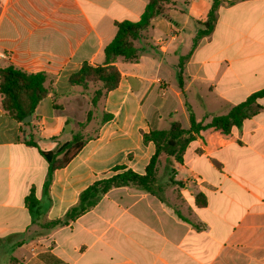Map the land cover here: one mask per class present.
I'll return each instance as SVG.
<instances>
[{
  "label": "crops",
  "instance_id": "1",
  "mask_svg": "<svg viewBox=\"0 0 264 264\" xmlns=\"http://www.w3.org/2000/svg\"><path fill=\"white\" fill-rule=\"evenodd\" d=\"M172 1L152 21L139 59L116 61L119 85L99 104L112 119L87 127L94 137L55 171L48 201L40 151L70 141L91 109V90L69 78L83 63L104 65L116 23L138 21L148 0H0V69L54 78L27 124L2 108L0 94V264H264V98L231 133L201 131L174 165L179 185L166 186L163 199L113 188L74 222L41 226L63 218L114 167L145 174L155 145L144 135L152 129L173 122L189 129L190 110L209 123L264 89V0L221 5L212 33L194 49L214 0ZM31 136L37 147L27 144ZM32 190L42 202L36 223L25 203Z\"/></svg>",
  "mask_w": 264,
  "mask_h": 264
},
{
  "label": "trees",
  "instance_id": "2",
  "mask_svg": "<svg viewBox=\"0 0 264 264\" xmlns=\"http://www.w3.org/2000/svg\"><path fill=\"white\" fill-rule=\"evenodd\" d=\"M239 0H214L207 19L201 24L205 27L199 30L195 37L193 49L199 41L212 33L217 22V12L221 5H232ZM172 0H148L144 13L138 21L117 22V32L114 39L105 47V64L94 66L83 63L70 78L71 86H80L91 90V109L85 122L80 124L79 129L73 132L72 139L68 142H60L53 151H40L48 162V173L44 184V197L50 198V186L56 170L68 165L81 151L84 145L94 137V134L86 133L85 130L91 123H96L97 129L105 122L112 119V115L99 111L101 100L111 91L116 89L121 79V73L115 65L119 58L124 60H138L146 50L147 35L152 26V21L165 13L167 5ZM141 42L142 47L136 45ZM189 56L180 60V71L178 74L179 86L184 88L183 65ZM54 78L46 72L30 73L14 65H8L0 69V94L1 106L13 119L24 123L27 116H34L39 103L47 97L52 90ZM49 83V86L46 84ZM264 98V89L253 93L248 99L233 106L227 114L213 116L209 123L198 121L190 110L189 129H185L178 122H173L166 130L152 129L144 135V142H152L155 145L145 174H139L125 166H116L112 169L113 174L101 180L95 181L81 194L78 203L71 207L66 215L58 220L41 224L45 229H54L59 226L68 225L91 210L111 189L130 186L141 191L152 193L163 199L162 193L166 186L179 185L175 180L176 163H183L184 155L189 144L200 134L201 131L215 128L224 134L231 133L235 127H240L243 122L255 115L261 109L258 100ZM27 144L37 147L34 138ZM162 156L165 161V172L168 180L163 181L164 176H159V168ZM26 206L33 218V223L39 221L42 215V202L35 191L26 197ZM197 204L204 206L206 200L203 194L197 195Z\"/></svg>",
  "mask_w": 264,
  "mask_h": 264
},
{
  "label": "rangeland",
  "instance_id": "3",
  "mask_svg": "<svg viewBox=\"0 0 264 264\" xmlns=\"http://www.w3.org/2000/svg\"><path fill=\"white\" fill-rule=\"evenodd\" d=\"M165 161H164V157L162 156V159H161V164H160V168H159V176H164V180H168V175H167V172H165ZM171 186V185H170Z\"/></svg>",
  "mask_w": 264,
  "mask_h": 264
},
{
  "label": "water",
  "instance_id": "4",
  "mask_svg": "<svg viewBox=\"0 0 264 264\" xmlns=\"http://www.w3.org/2000/svg\"><path fill=\"white\" fill-rule=\"evenodd\" d=\"M31 120H32V117L31 116H27L25 119H24V123L25 124H27V123H29V122H31Z\"/></svg>",
  "mask_w": 264,
  "mask_h": 264
},
{
  "label": "built area",
  "instance_id": "5",
  "mask_svg": "<svg viewBox=\"0 0 264 264\" xmlns=\"http://www.w3.org/2000/svg\"><path fill=\"white\" fill-rule=\"evenodd\" d=\"M163 95H164V90H163ZM31 251L33 253H36L38 250H37V245H34L32 248H31Z\"/></svg>",
  "mask_w": 264,
  "mask_h": 264
}]
</instances>
